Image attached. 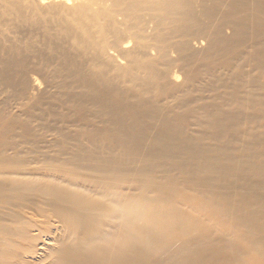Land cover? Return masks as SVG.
<instances>
[{
    "label": "bare ground",
    "instance_id": "obj_1",
    "mask_svg": "<svg viewBox=\"0 0 264 264\" xmlns=\"http://www.w3.org/2000/svg\"><path fill=\"white\" fill-rule=\"evenodd\" d=\"M0 264H264V0H0Z\"/></svg>",
    "mask_w": 264,
    "mask_h": 264
}]
</instances>
